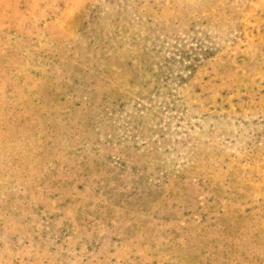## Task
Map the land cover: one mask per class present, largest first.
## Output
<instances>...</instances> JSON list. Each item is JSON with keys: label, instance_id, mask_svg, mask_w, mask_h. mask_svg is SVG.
<instances>
[{"label": "rangeland", "instance_id": "rangeland-1", "mask_svg": "<svg viewBox=\"0 0 264 264\" xmlns=\"http://www.w3.org/2000/svg\"><path fill=\"white\" fill-rule=\"evenodd\" d=\"M0 264H264V0H0Z\"/></svg>", "mask_w": 264, "mask_h": 264}]
</instances>
